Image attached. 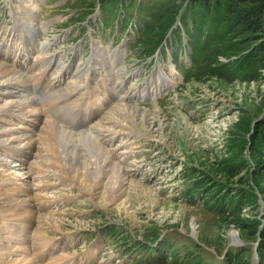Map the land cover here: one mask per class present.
<instances>
[{
  "label": "rangeland",
  "instance_id": "1",
  "mask_svg": "<svg viewBox=\"0 0 264 264\" xmlns=\"http://www.w3.org/2000/svg\"><path fill=\"white\" fill-rule=\"evenodd\" d=\"M200 9L188 0H0V62L26 78L43 114L39 124L48 118L66 130L91 132L114 149L127 173L123 194L107 203L106 180L95 190L91 184L100 173L90 179L93 166L82 159L81 178L73 183L64 173H47V164L33 168L32 149L14 168L17 154L0 149V169H28L42 194L34 195L36 209L63 221V230L46 226L50 239L37 247L31 221L0 212V264L9 256L5 244L13 246L10 253L20 245L15 232L29 235L38 251L55 247L45 264H151L138 254L139 241L152 243L162 257L155 264H168L171 248L175 264H264V61L248 59L249 43L227 32L219 14ZM15 18L39 26L36 40ZM188 40L205 47L185 80L192 59L189 48L180 47ZM46 66L52 76L67 70L65 89L40 78ZM7 89L0 88V102L12 98ZM117 104L149 111L154 119L142 133L124 119L106 122ZM84 117L88 122L78 126Z\"/></svg>",
  "mask_w": 264,
  "mask_h": 264
},
{
  "label": "bare ground",
  "instance_id": "2",
  "mask_svg": "<svg viewBox=\"0 0 264 264\" xmlns=\"http://www.w3.org/2000/svg\"><path fill=\"white\" fill-rule=\"evenodd\" d=\"M28 10L32 12L33 8L29 7ZM15 19H17V18H15ZM16 23L20 24V21L17 19ZM33 24H32V21L27 22V27H31L33 30L37 31L38 26L35 25L32 27ZM2 44L3 43L0 41V45H2ZM47 45H48L47 43L43 44V46H47ZM11 49H15V48L13 47ZM16 49H18V48H16ZM50 58L52 59V57H50ZM38 66H37V69H38ZM77 69H79V68H77ZM50 70H51V68H48L46 66L44 69L41 70L40 76L42 78H45L46 80H48L55 87H58V88L62 87V83H64V80L66 77L65 74L67 73V70L61 71L59 74H56L54 76H52L50 74ZM79 70H81V69H79ZM77 73H79V72L77 71ZM76 81H75V83H77ZM1 87L8 88L6 90V92L12 96V98H9L8 100H5L4 102H0V149L1 150L3 149L5 152H8V153L14 152V155L17 154L16 159L13 160V165L11 168H14L16 165L20 166L22 164L21 162L25 160V157L27 156L26 158H28L30 156V155H28V152L26 150L32 149V151H33L32 156L35 157V159H33V161H31L33 164L32 165L33 168L35 166H37V167L43 169L41 166L42 165L41 163H43L45 165L47 164L46 165L47 168L46 169L44 168L47 173L54 171V173L59 175V176H60V174L64 173V174H62V176L67 177V175H68L70 180H72V182L75 183L78 180H80V178H81L80 169H82V168H81L80 163L78 165V160H77V158H78V159H82L83 165L86 166V165L90 164L91 166H93L92 168L94 171L93 170L92 171L94 173H92V172L90 173V176H91V178L89 177L90 179L94 178L93 176H95L97 178V176L100 175V178H98L97 180H95V182H93L91 184V186L94 187L95 190H96V188L99 189L98 187L101 184L100 180H106L105 186H107L106 189L108 188V191L105 194L103 191V194H104V195L102 194V196L104 197L103 200L106 199L107 203H110V202L113 203V201L116 200V197L118 196L119 193L123 194L121 192H123V190L125 189V186H126L125 184L127 183V181H126L127 180V177H126L127 173L125 171V168L122 165V162L119 161L115 157V155L112 154L111 151L114 149H112V148L108 149L105 146V143L104 144L100 143L98 140H96L94 134H92L89 131L83 130L81 132H73L70 130H66L61 125H59L58 123H56L53 120L48 119V118H42L43 121L41 124H39L38 118L40 116H42L43 114L41 113L40 109L37 108V106L35 104V97L29 91L26 78L19 72V70H17V68H13L10 65L5 64L3 62H0V88ZM69 88L72 89L69 91V93H72L74 88H71V87H69ZM63 89H65V88H63ZM77 101H79V100H77ZM106 115H107V113H106ZM151 115L152 114L149 113V111L144 110L143 112H141V111H139V109H137L136 107L131 106V105L117 104L116 107L113 109V111L109 112L107 117H104V120L105 121L107 120L108 122H109V120H113V123H115L116 125H119V124H121V120L124 119L127 121V124L125 123L123 125L130 127L131 128L130 130H140V132L142 133V131L144 129L142 127H143V125H145L144 123L150 121L151 119H154V117L152 118ZM139 122H141V123H139ZM113 123H110L111 124L110 126H113ZM7 124H10L11 126H7ZM38 124L40 125L39 126V130H40L39 132L37 131ZM116 127L118 128V126H116ZM121 127H123V126H121ZM103 128H107L106 125ZM108 129L110 130L111 127H108ZM128 130H129V128H128ZM104 132H106V131H104ZM143 133L146 135L145 131ZM101 134H99V135H101ZM138 134H140V133H138ZM104 136H106V135L104 134ZM104 136L102 135L101 137L104 138ZM76 151H77V154H76L77 157L75 158L74 157L75 155H73V153L75 154ZM17 161H19V162L21 161V162L18 163ZM79 162H81V161H79ZM1 165H3V158L2 157H0V167H2ZM51 168L53 170H50ZM13 171L14 170L8 171L7 169H4V170L0 169V212L3 214L9 215L10 217H13L14 219L25 220L29 223L32 222L35 226L34 231L32 230L34 232L33 235L38 236L36 241L35 240H33V241H35L37 243V247H40L42 245H45V243H47V241H48L44 237L49 238V236H50L49 229L46 226L51 225L50 227H52V228L63 230V228L61 227V223H60L62 220L57 219L56 217H53L54 215L51 214L50 212L49 213L47 212L48 214L44 213V212L42 213L41 211L39 212L36 209V207H35L36 202L34 201V197H35L34 195L38 193L40 196L41 191L36 189L37 185H35L33 183L29 170L26 168L24 169L21 166V167H19L20 172L19 171L13 172ZM81 172H82V170H81ZM96 172H99L100 174L97 175ZM32 173H34V172H32ZM32 176H33V174H32ZM38 176H40V175H38ZM42 176H45V174ZM50 177H52V176H50ZM34 178H35V176H34ZM42 178H45V177H42ZM47 181H48V179H47ZM99 182H100V184H99ZM42 184L43 183L41 182V185ZM38 191H40V192H38ZM118 191H120V192L117 193ZM66 193H68V192H66ZM49 194H48V196H50ZM55 194H57L56 191H55ZM58 194H59V192H58ZM99 194H100L99 190H97L96 192L90 193V200L97 199ZM51 195H52V193H51ZM46 199H49V198H46ZM38 200H36V201H38ZM37 206H39V205H37ZM111 208L114 209L113 207H111ZM38 209H39V207H38ZM106 209L110 210V208L108 206ZM8 224H9V222H8ZM4 225H7V223ZM45 228H47V229H45ZM15 234H16V232H15ZM15 234H13V237L15 238L16 241H18L20 243V245L18 244V246L15 247L16 248L15 253H10V251L13 249L12 245H8V243L4 245L3 249L8 250V252H9L8 253L9 256H7V254H6V256H4V259H3L4 264H43V263H45V259H46L45 256L38 261L35 260V257L39 255V253L37 255L35 254L36 250L38 249L37 247H35L36 245L34 246V253L32 254V256L22 255L21 253L18 256L17 252L19 250L29 251V249H31V245L33 243L32 244L30 243L31 237H29V235L24 234L23 236H20L18 234H16V235ZM43 234H44V236H43ZM8 239H9V237H8ZM232 240L234 242L239 241V238H238L236 232L233 233ZM41 249H42V247H41ZM1 254L4 255V252ZM63 258H65V257H63ZM70 262L71 261H67V263H70Z\"/></svg>",
  "mask_w": 264,
  "mask_h": 264
},
{
  "label": "trees",
  "instance_id": "3",
  "mask_svg": "<svg viewBox=\"0 0 264 264\" xmlns=\"http://www.w3.org/2000/svg\"><path fill=\"white\" fill-rule=\"evenodd\" d=\"M188 3L201 7L207 16L213 13L219 14L226 25L227 32L230 31L233 36L239 37V39L242 38L243 45L249 43L252 55H249L248 59L257 60L262 58L264 61V0H188ZM202 10L201 12H203ZM156 29L154 28L153 31ZM193 45L194 62L186 76L187 79L198 62L202 49L205 47L201 43L199 45L193 43ZM197 186L198 183L193 189H196ZM195 193L201 200L200 193L196 190ZM223 203V200H217L216 204L222 205Z\"/></svg>",
  "mask_w": 264,
  "mask_h": 264
}]
</instances>
